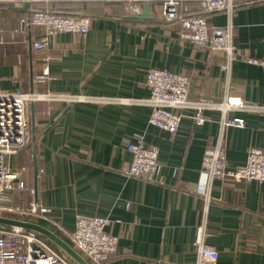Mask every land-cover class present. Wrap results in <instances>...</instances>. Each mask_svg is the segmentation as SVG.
Masks as SVG:
<instances>
[{
  "label": "crops",
  "instance_id": "obj_1",
  "mask_svg": "<svg viewBox=\"0 0 264 264\" xmlns=\"http://www.w3.org/2000/svg\"><path fill=\"white\" fill-rule=\"evenodd\" d=\"M34 9L87 14L90 29L86 36L53 34L48 50L35 51L44 29L15 31ZM161 14V2L143 4L141 14L98 0L0 4V92L84 97L35 102L32 139L9 164L27 166L34 199L49 209L35 222L45 220L71 239L77 215L110 220L107 231L118 237V249L106 264H195V226L204 218L218 264H264V183L209 181L202 171L205 150L220 137L228 165L244 166L249 149L264 146V113L230 112L247 125L222 128V112L207 109L205 124L186 114L171 133L149 122L150 106L121 101L147 97V71L156 67L193 76L192 93L202 99L237 94L264 105V67L246 61L264 58V0H238L231 15L207 14L211 26L233 25L238 58L231 63L224 52L183 39L182 26L167 24ZM138 135L160 150L156 180L126 173L132 155L125 146Z\"/></svg>",
  "mask_w": 264,
  "mask_h": 264
},
{
  "label": "built area",
  "instance_id": "obj_2",
  "mask_svg": "<svg viewBox=\"0 0 264 264\" xmlns=\"http://www.w3.org/2000/svg\"><path fill=\"white\" fill-rule=\"evenodd\" d=\"M48 0H0V4H16ZM121 2L128 13L141 14L145 3L161 2L162 19L169 25L180 24L181 37L197 47H208L226 54L229 63L238 58V48L233 42V25L211 26L207 14L226 12L232 14L238 0H98ZM197 6L200 11H196ZM91 24L87 14H60L49 9H34L19 21L16 32L25 33L36 27L44 29V35L35 39V51L48 50L51 35L56 33H78L86 36ZM2 32V29H0ZM2 42V41H0ZM51 56H44L43 75L49 74L48 62ZM246 61L264 67V58L249 56ZM228 63V64H229ZM193 76L168 69L149 68L147 86L149 95L143 98H121L123 102H137L150 106L149 122L161 130L175 133L179 130L186 114L194 124L208 121L205 111L218 109L222 112L221 127H245L246 119L230 116L233 111L264 113L263 104L246 102L237 94H226L222 100L209 101L192 93ZM82 96H65L27 91L18 88L0 92V211L15 213L17 218L34 221L45 218L48 207L39 204L35 191L25 179L27 166L13 168L9 157L17 154L31 140L30 104L46 99H83ZM125 150L132 158L126 173L147 180H156L161 169L160 150L156 145L145 142L138 135L130 140ZM202 171L208 180L216 177L235 181H258L264 183V146L249 149L247 163L241 167H230L221 137L213 147L205 150ZM110 220L101 215H77L76 228L71 235L74 246L91 264H106L118 249V237L107 231ZM207 222L195 226L193 246L196 252L195 264H218L219 251L207 242ZM0 264H73L65 253L54 250L37 232L16 226H0Z\"/></svg>",
  "mask_w": 264,
  "mask_h": 264
},
{
  "label": "water",
  "instance_id": "obj_3",
  "mask_svg": "<svg viewBox=\"0 0 264 264\" xmlns=\"http://www.w3.org/2000/svg\"><path fill=\"white\" fill-rule=\"evenodd\" d=\"M146 13V12H145ZM32 131L34 132V103L30 104ZM0 224L21 227L27 230H32L46 236L54 244H56L69 258L76 264H91L85 256H83L74 246L68 243L63 237L57 234L53 229L42 225L35 221L22 220L16 217L0 215Z\"/></svg>",
  "mask_w": 264,
  "mask_h": 264
},
{
  "label": "trees",
  "instance_id": "obj_4",
  "mask_svg": "<svg viewBox=\"0 0 264 264\" xmlns=\"http://www.w3.org/2000/svg\"><path fill=\"white\" fill-rule=\"evenodd\" d=\"M30 132H31V124H30ZM31 137H32V132H31ZM32 139V138H31ZM0 215H3L2 213H0ZM11 217V216H10ZM36 222L42 224V225H45V226H49V223L46 222L45 220H37ZM0 226H5V227H10L9 225H3V224H0ZM54 230V228H53ZM56 231V230H54ZM57 234H59L61 237H63L68 243H70L72 246H74V244L72 243L71 239L66 237V236H63L59 231H56ZM38 235L43 239L45 240L54 250H56L57 252L59 253H64L56 244H54L51 240H49L46 236L38 233ZM75 247V246H74ZM76 248V247H75ZM77 249V248H76ZM78 250V249H77ZM79 251V250H78ZM80 252V251H79ZM86 258V257H85ZM69 261L73 264H76L71 258H69Z\"/></svg>",
  "mask_w": 264,
  "mask_h": 264
},
{
  "label": "rangeland",
  "instance_id": "obj_5",
  "mask_svg": "<svg viewBox=\"0 0 264 264\" xmlns=\"http://www.w3.org/2000/svg\"><path fill=\"white\" fill-rule=\"evenodd\" d=\"M162 15V14H161ZM0 213H2L3 215H5V216H11V217H18V215L17 214H15V213H10V212H3V211H0ZM36 220V219H35Z\"/></svg>",
  "mask_w": 264,
  "mask_h": 264
}]
</instances>
